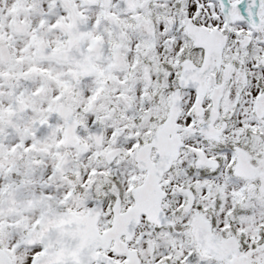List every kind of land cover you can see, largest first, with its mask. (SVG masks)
Wrapping results in <instances>:
<instances>
[{
    "label": "snow or ice",
    "instance_id": "snow-or-ice-1",
    "mask_svg": "<svg viewBox=\"0 0 264 264\" xmlns=\"http://www.w3.org/2000/svg\"><path fill=\"white\" fill-rule=\"evenodd\" d=\"M0 264H264V0H0Z\"/></svg>",
    "mask_w": 264,
    "mask_h": 264
}]
</instances>
